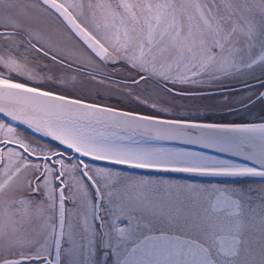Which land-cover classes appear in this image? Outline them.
I'll return each mask as SVG.
<instances>
[{
	"label": "snow or ice",
	"instance_id": "snow-or-ice-1",
	"mask_svg": "<svg viewBox=\"0 0 264 264\" xmlns=\"http://www.w3.org/2000/svg\"><path fill=\"white\" fill-rule=\"evenodd\" d=\"M0 264H264V0H0Z\"/></svg>",
	"mask_w": 264,
	"mask_h": 264
}]
</instances>
